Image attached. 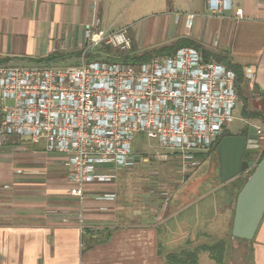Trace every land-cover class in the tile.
<instances>
[{"label": "crops", "instance_id": "obj_1", "mask_svg": "<svg viewBox=\"0 0 264 264\" xmlns=\"http://www.w3.org/2000/svg\"><path fill=\"white\" fill-rule=\"evenodd\" d=\"M126 1L0 0V65L76 64L86 46V30L96 22L92 33H132L133 26L120 25L109 14L112 5ZM228 3L213 13L207 0H172L167 21L174 28L163 47L190 39L213 55H225L243 72L252 69L255 79L245 83L244 92L264 105V0ZM103 50L92 47L87 57ZM55 54L63 58L39 64ZM260 124L253 125L261 129ZM17 139L0 142V264H216L205 245L229 237L237 199L233 181L211 186L215 175L206 162L186 179L176 175L181 178L176 184L186 189L171 191L167 202L165 193L154 188L136 207L121 204V197L100 202L92 196L81 207L70 190L58 189L61 174L47 172L48 159L55 163L58 158L35 145H18ZM21 160L34 167L22 171L16 167ZM56 165L51 168L58 170ZM251 248L250 264H264V218Z\"/></svg>", "mask_w": 264, "mask_h": 264}, {"label": "built area", "instance_id": "obj_2", "mask_svg": "<svg viewBox=\"0 0 264 264\" xmlns=\"http://www.w3.org/2000/svg\"><path fill=\"white\" fill-rule=\"evenodd\" d=\"M207 2L213 13L229 7L228 0ZM98 26L86 30L76 64L0 65V142L16 137L56 156L81 207L90 196L116 201L115 193L103 189L120 170L138 164L133 145L140 134L150 142L145 156L164 163L175 157L185 174L195 171L235 120L240 101L236 72L191 47L143 62L108 55L90 60L92 47L119 53L132 48L126 30L92 33ZM244 77L252 83L253 70Z\"/></svg>", "mask_w": 264, "mask_h": 264}, {"label": "rangeland", "instance_id": "obj_3", "mask_svg": "<svg viewBox=\"0 0 264 264\" xmlns=\"http://www.w3.org/2000/svg\"><path fill=\"white\" fill-rule=\"evenodd\" d=\"M171 1L172 0H127L126 3L112 5L109 12L110 17H112V19L113 18L118 19L120 25L129 24L133 26L132 33L131 32L128 33V36H130L131 39L132 48L127 53H119L117 50L103 45L102 46L104 47V50L102 51L103 53H101L100 56L93 55L90 58V60L98 61L104 58V56L106 55H108L111 59H116L122 56L139 58L143 54L156 53L160 49L164 48L163 47L164 44L168 43L171 40L172 31L174 28L173 24H170L169 27L167 21V17L169 16V11L171 9ZM177 2H182V0H177ZM119 8L121 10L120 12H119ZM72 64H74V62H71L70 65ZM63 65L64 64L60 66ZM247 84H249V82H247ZM246 94L247 93L244 92L243 97L246 100H248L247 103L248 111L249 112L260 111L261 113H263L264 112L263 102H260L261 101L260 99H256L254 97H248ZM243 106H244L243 99L240 98L238 107L234 111V116L236 118L228 126L227 129L228 134L236 135L242 129V127H244L247 124L253 125L254 122L255 124L256 122L261 123L260 124L261 129L264 134V124L260 120L252 119L250 121L248 118L242 115ZM223 141L224 138L221 140L219 145L212 150L210 154L206 155L202 159L204 163L206 162L205 164L207 165V169L210 170L209 172L214 173V175H217L216 179L213 178V181L214 180L217 181L218 177H219L218 179L219 182L225 178V177H220L221 167L218 166V160H217V156L219 157L221 155L220 147ZM24 142L26 144L32 145L30 144V142L26 140ZM149 143L150 142L148 141V138L145 135L140 134L137 137L135 144L133 145V152L135 155L142 156L143 161L141 163L132 166L130 169H124V171L119 172L117 180L112 185H109L107 189L101 188L103 190L115 193L117 198L121 197L120 203L124 205L126 204V206L128 207H136V203H139L142 200L141 196H144L145 193H147L149 190H152L154 188L155 190L158 191L160 190L165 193V196H163L162 193V196L164 197L163 199L164 201L162 200L163 202L165 201L167 202L168 200L172 199L173 194L170 195V192L174 191V189L175 190L186 189L185 187L186 185L184 186L183 184L182 185L180 184L181 185L180 186L179 184H176L179 180H181V178H177V176L179 177V173L182 174L181 175L182 180L183 178L186 179V177L190 174V173L185 174V172L187 171L184 170V168L182 167L180 160L173 157L170 159L171 160L170 162L164 163L158 160L157 161L154 160L150 155L145 156V154L150 153ZM35 147L43 148L41 144L35 145ZM226 149L227 147L224 149L223 154L225 153ZM48 160H49V165L47 169L48 174L54 172H59L61 174L62 181H60L59 183L60 185L58 184L57 186L58 189L68 191V194H69V190L70 192H72L73 186L70 183L69 172L56 161L54 163L53 160L50 159ZM51 165L53 166L56 165L55 168L58 170L51 168L52 167ZM16 167L21 168L22 171H25V170H29L30 168H33L34 164L33 163L30 164V162L21 160V161H17ZM243 167L242 169H244ZM250 174L251 172L246 173L241 177L238 178L236 177L237 178L236 180H240V181L245 180L248 178V175ZM211 186H213V184ZM234 248L238 249V245L236 243H234ZM176 257L177 256H175V258ZM187 260L189 259L187 258ZM241 260L239 258V255L235 253L233 255L232 261L230 260V262L231 264H246L245 262L244 263L239 262ZM203 261H206V258H203Z\"/></svg>", "mask_w": 264, "mask_h": 264}, {"label": "water", "instance_id": "obj_4", "mask_svg": "<svg viewBox=\"0 0 264 264\" xmlns=\"http://www.w3.org/2000/svg\"><path fill=\"white\" fill-rule=\"evenodd\" d=\"M248 130L245 136L225 137L220 147L221 155L218 157L220 177H225L220 183L233 181L243 173L252 172L238 195L232 225V240L238 245V249L233 245L230 260L232 261L233 255L237 253L240 260L242 259L239 262L242 263L245 262V255L248 252L246 242L255 239L264 218V158L259 164L255 161L250 163L244 161L245 153L249 155L261 153L264 147V134H259L254 125H250ZM135 159L137 163L140 162L139 156Z\"/></svg>", "mask_w": 264, "mask_h": 264}, {"label": "trees", "instance_id": "obj_5", "mask_svg": "<svg viewBox=\"0 0 264 264\" xmlns=\"http://www.w3.org/2000/svg\"><path fill=\"white\" fill-rule=\"evenodd\" d=\"M183 47L194 48V49L198 50L199 52H201V54L204 57H206V58H208L210 56H213L217 61L223 62L226 65H228V67L233 69L236 72V74H237L239 96L241 97V99H243V102H244V107L242 109V115L244 117H246V118L260 120L264 124V113H261L260 111L259 112H249L248 111V106H247L248 102L243 97L244 90H245L244 87H245V83H246L243 70L239 66L235 65L234 63H232L228 59V57H226L225 55H216V54L213 55L212 53H210L207 50H205L199 43H197V42H195L193 40L182 39L174 47H164V48L160 49L159 51H157L156 53H150V54L146 53V54H143L142 56H140L139 58L130 57V56H124V57L122 56V58H125L127 60H131V61H135V62H143V61H147V60L151 59V57H153L154 55L164 54V53H173L176 50H178L180 48H183ZM62 58H63V55L55 54V55H50V56H48L45 59H41L38 62H39V64H44V63L48 64V63H51V62H56L57 60H60ZM7 61H9V60H7ZM7 61H5V63H7ZM226 134L227 135H231V134H228V132H225L223 134V136L218 138V140L214 143L213 149L219 145L221 140L223 138H225ZM17 140H19L17 142L18 145L25 143L24 140H22V139L18 138ZM263 158H264V147H263V150L261 151L260 155L258 156L257 164H259L262 161ZM216 176L217 175H215L213 178L216 179ZM218 179H219V177H218ZM218 179H217V181L214 180V183H213V186H212L213 188H215L217 185L221 184L218 181ZM247 180H248V178L245 179V180H242V181L236 180V179L233 180L232 185H233V188L235 190V198L236 199H237L240 191L242 190V188L246 184ZM91 232L92 231L89 230V233H91ZM238 241H241V240H238ZM242 242H246V241H242ZM253 242H254V240L251 241V242H246L248 244V252L245 255V263L246 264H250V262L253 259V250L251 248V244ZM233 245H234V242L232 240V230H231V233H230L228 238H224L222 240H215L213 243L208 244V246L205 245V248H206V250L208 252H210L211 257L215 261L216 264H231L230 256H231V250H232ZM189 257H190V260L192 262H194L193 255L189 254Z\"/></svg>", "mask_w": 264, "mask_h": 264}, {"label": "flooded vegetation", "instance_id": "obj_6", "mask_svg": "<svg viewBox=\"0 0 264 264\" xmlns=\"http://www.w3.org/2000/svg\"><path fill=\"white\" fill-rule=\"evenodd\" d=\"M251 124H247V125H245L244 127H242V129L238 132V134H236V135H227L226 134V136L225 137H228V136H245V135H247L248 134V129H249V126H250ZM263 150V149H262ZM260 154H257V155H249V154H246L245 153V155H244V161L245 162H247V163H250V162H252V161H255V162H257V158H258V156H259ZM243 174H245V173H243ZM242 175V174H241ZM240 175V176H241Z\"/></svg>", "mask_w": 264, "mask_h": 264}]
</instances>
